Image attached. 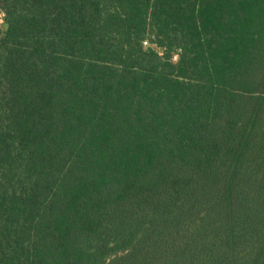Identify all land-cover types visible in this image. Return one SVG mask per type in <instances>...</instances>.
<instances>
[{
  "label": "trees",
  "instance_id": "1",
  "mask_svg": "<svg viewBox=\"0 0 264 264\" xmlns=\"http://www.w3.org/2000/svg\"><path fill=\"white\" fill-rule=\"evenodd\" d=\"M0 11V264H264V0Z\"/></svg>",
  "mask_w": 264,
  "mask_h": 264
},
{
  "label": "rangeland",
  "instance_id": "2",
  "mask_svg": "<svg viewBox=\"0 0 264 264\" xmlns=\"http://www.w3.org/2000/svg\"><path fill=\"white\" fill-rule=\"evenodd\" d=\"M0 28L3 29V30L6 29V25L3 22V14H2L1 11H0ZM145 46H149V45L148 44H145ZM175 55H177V54H174V56ZM174 56H173V61H177L178 60V57H177V59H175Z\"/></svg>",
  "mask_w": 264,
  "mask_h": 264
},
{
  "label": "built area",
  "instance_id": "3",
  "mask_svg": "<svg viewBox=\"0 0 264 264\" xmlns=\"http://www.w3.org/2000/svg\"><path fill=\"white\" fill-rule=\"evenodd\" d=\"M144 44H148V42L145 41ZM177 57H178L177 55L174 56L175 59H177Z\"/></svg>",
  "mask_w": 264,
  "mask_h": 264
},
{
  "label": "crops",
  "instance_id": "4",
  "mask_svg": "<svg viewBox=\"0 0 264 264\" xmlns=\"http://www.w3.org/2000/svg\"><path fill=\"white\" fill-rule=\"evenodd\" d=\"M178 56V55H177Z\"/></svg>",
  "mask_w": 264,
  "mask_h": 264
}]
</instances>
